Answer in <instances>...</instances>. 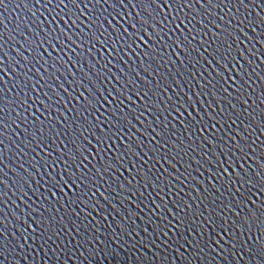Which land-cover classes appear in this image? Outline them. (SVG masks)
Returning <instances> with one entry per match:
<instances>
[{
	"label": "water",
	"instance_id": "water-1",
	"mask_svg": "<svg viewBox=\"0 0 264 264\" xmlns=\"http://www.w3.org/2000/svg\"><path fill=\"white\" fill-rule=\"evenodd\" d=\"M0 264H264V0H0Z\"/></svg>",
	"mask_w": 264,
	"mask_h": 264
},
{
	"label": "snow or ice",
	"instance_id": "snow-or-ice-1",
	"mask_svg": "<svg viewBox=\"0 0 264 264\" xmlns=\"http://www.w3.org/2000/svg\"><path fill=\"white\" fill-rule=\"evenodd\" d=\"M153 2L155 3L156 0H153ZM169 2V0H165V3L167 4ZM180 3V0H172V4H178ZM169 6H172V5H169ZM93 39H95V37H93ZM137 39H139V37H137ZM179 46V45H178ZM75 182V181H73Z\"/></svg>",
	"mask_w": 264,
	"mask_h": 264
}]
</instances>
